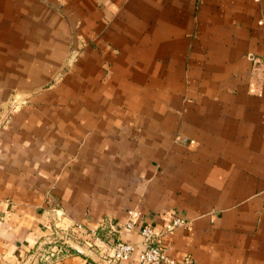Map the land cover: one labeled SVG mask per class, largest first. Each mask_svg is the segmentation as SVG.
<instances>
[{
  "label": "crops",
  "instance_id": "1",
  "mask_svg": "<svg viewBox=\"0 0 264 264\" xmlns=\"http://www.w3.org/2000/svg\"><path fill=\"white\" fill-rule=\"evenodd\" d=\"M172 216L171 256L264 264V0H0V264Z\"/></svg>",
  "mask_w": 264,
  "mask_h": 264
},
{
  "label": "built area",
  "instance_id": "2",
  "mask_svg": "<svg viewBox=\"0 0 264 264\" xmlns=\"http://www.w3.org/2000/svg\"><path fill=\"white\" fill-rule=\"evenodd\" d=\"M262 24V22H259ZM28 102L27 97L14 94L9 101V106L6 110L5 117L11 116L22 105ZM54 222L62 219V213H55ZM141 220V213L138 209H130L126 222L121 226L123 230H135ZM187 225V221L179 216H172L161 225H142L139 229L141 235V242L139 245L133 244L125 240H105L96 230H91V242H86L87 239L74 236L71 240L62 236L60 230L64 228L56 227L54 239L51 244L41 243L35 256L39 257L41 261L51 259L53 261L59 260L63 255L64 249L80 246L86 252L93 251L98 257L99 261L96 264H115L119 261H127L134 258L139 264H189L192 259L189 255H183L180 258L171 256L167 250V240L170 235L179 227ZM83 229L81 223L71 226V233L78 232ZM74 235V234H73ZM85 255V254H84Z\"/></svg>",
  "mask_w": 264,
  "mask_h": 264
},
{
  "label": "water",
  "instance_id": "3",
  "mask_svg": "<svg viewBox=\"0 0 264 264\" xmlns=\"http://www.w3.org/2000/svg\"><path fill=\"white\" fill-rule=\"evenodd\" d=\"M74 250L82 253V254H85V255H88L89 257H91L95 262L99 261V257L91 250H88L87 252L82 249L80 246H74L73 247Z\"/></svg>",
  "mask_w": 264,
  "mask_h": 264
},
{
  "label": "trees",
  "instance_id": "4",
  "mask_svg": "<svg viewBox=\"0 0 264 264\" xmlns=\"http://www.w3.org/2000/svg\"><path fill=\"white\" fill-rule=\"evenodd\" d=\"M72 249V248H71Z\"/></svg>",
  "mask_w": 264,
  "mask_h": 264
}]
</instances>
